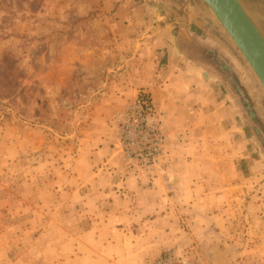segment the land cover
<instances>
[{"label":"rangeland","instance_id":"1","mask_svg":"<svg viewBox=\"0 0 264 264\" xmlns=\"http://www.w3.org/2000/svg\"><path fill=\"white\" fill-rule=\"evenodd\" d=\"M131 1L137 10L115 15L119 0H0V264L23 249L35 259L75 219L86 227L75 212L100 187L89 181L107 175L116 194L129 177L165 182L175 225L149 264L168 250L196 264H264L263 91L212 32L189 25L186 57L152 46L172 18L160 0ZM239 1L264 35V0ZM142 90L166 113L168 166L157 173L118 152L115 116ZM179 144L191 167L172 154ZM190 177L208 201L176 185Z\"/></svg>","mask_w":264,"mask_h":264},{"label":"crops","instance_id":"2","mask_svg":"<svg viewBox=\"0 0 264 264\" xmlns=\"http://www.w3.org/2000/svg\"><path fill=\"white\" fill-rule=\"evenodd\" d=\"M160 1L172 19L160 23L158 29L159 23L156 24L155 32L161 33L163 38L158 39V42L152 46L158 44L165 46L168 50L171 45H174V47L179 48L180 54L186 57L185 42L190 39L189 25H193L197 32H212L240 62L239 56L233 51L234 49L230 48L223 32L210 17L201 1ZM119 2L115 15L119 14L125 6H131L132 12L138 8L135 1L133 3L131 0H119ZM148 3H151L149 4L151 7L154 6L152 1L146 0L147 5ZM160 17L167 18L166 14H162ZM113 23L118 25L122 24L123 21L118 19ZM199 40L194 39L198 44H203ZM221 59H223L222 56ZM161 105L165 104L162 103ZM169 125L172 129L175 128V125L177 126L175 120L171 118ZM185 138L188 139V137ZM184 144L186 146L193 145L186 142ZM179 145L174 147L176 150H172V154L176 157L178 153L177 159L183 161V167H191L193 165L192 161L187 162V148H184V145ZM175 157L173 158L175 159ZM163 182L158 178L152 182L151 186H148L144 181H137L133 177H129L123 186L124 193L119 192V194H116L112 191V187L122 185L110 175L103 176L102 179L98 178L93 182L89 181L91 186L100 187L96 189L95 195L86 194L84 209L75 212L77 213L75 218L79 217L80 220L85 217L89 218L87 226L82 229L79 228L77 224L79 220L75 219L72 226L74 231L67 238H61L62 240L58 243H39V253L36 254L33 260L24 253L23 249L21 253L11 256L7 264H149L165 246L168 235L175 225L173 213L171 209H167V198L160 192L161 190L166 191L165 182ZM192 182L193 179L190 177L185 182L184 179H180V182L176 185L188 187L189 202L197 204L208 201L206 195L204 197L201 194L193 196ZM198 185L200 184L195 182L194 186ZM106 196L113 198L112 206L101 205ZM82 214L84 215L82 216ZM189 216L192 217V213ZM209 217L215 218L214 215ZM206 229H210V227H206ZM57 230L59 232V228ZM5 251H8V248L0 251V255Z\"/></svg>","mask_w":264,"mask_h":264},{"label":"built area","instance_id":"3","mask_svg":"<svg viewBox=\"0 0 264 264\" xmlns=\"http://www.w3.org/2000/svg\"><path fill=\"white\" fill-rule=\"evenodd\" d=\"M166 113L142 90L115 116L118 152L125 163L147 173L163 171L168 166L164 157L168 142ZM154 264H196L174 251L163 253Z\"/></svg>","mask_w":264,"mask_h":264},{"label":"water","instance_id":"4","mask_svg":"<svg viewBox=\"0 0 264 264\" xmlns=\"http://www.w3.org/2000/svg\"><path fill=\"white\" fill-rule=\"evenodd\" d=\"M264 93V35L239 0H199Z\"/></svg>","mask_w":264,"mask_h":264}]
</instances>
